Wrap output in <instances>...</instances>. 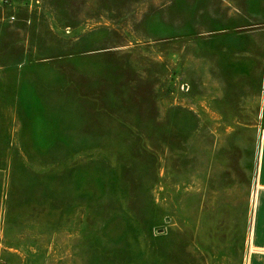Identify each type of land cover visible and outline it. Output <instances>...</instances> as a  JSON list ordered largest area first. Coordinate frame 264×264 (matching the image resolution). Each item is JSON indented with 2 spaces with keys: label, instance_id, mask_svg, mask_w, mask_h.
<instances>
[{
  "label": "rangeland",
  "instance_id": "rangeland-1",
  "mask_svg": "<svg viewBox=\"0 0 264 264\" xmlns=\"http://www.w3.org/2000/svg\"><path fill=\"white\" fill-rule=\"evenodd\" d=\"M264 0H0V264H248Z\"/></svg>",
  "mask_w": 264,
  "mask_h": 264
},
{
  "label": "crops",
  "instance_id": "crops-1",
  "mask_svg": "<svg viewBox=\"0 0 264 264\" xmlns=\"http://www.w3.org/2000/svg\"><path fill=\"white\" fill-rule=\"evenodd\" d=\"M253 249L248 264H264V136L258 165Z\"/></svg>",
  "mask_w": 264,
  "mask_h": 264
}]
</instances>
